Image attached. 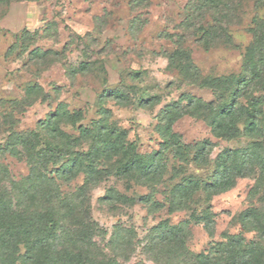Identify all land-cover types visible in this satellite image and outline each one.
<instances>
[{"label": "rangeland", "instance_id": "rangeland-1", "mask_svg": "<svg viewBox=\"0 0 264 264\" xmlns=\"http://www.w3.org/2000/svg\"><path fill=\"white\" fill-rule=\"evenodd\" d=\"M193 1L18 0L1 6L0 147L9 129L35 131L59 102L65 103L70 111H82L83 119L77 126L89 127L100 117L98 103L102 102L109 112V124L126 132L127 141L134 144L138 154L149 157L158 151L162 142L157 117L160 111L178 101L183 106L187 98L217 104L221 91L202 86V80L241 75L253 20L264 19V7L256 8L252 0H236L224 21L219 14L225 16V3L218 6L217 12L203 9L199 13L203 18L200 24L210 22L216 30L210 35L213 41L204 44L195 41L192 28L185 27L188 4ZM200 19L194 20L193 26L197 27ZM220 27L226 28L229 41L221 37ZM25 31L38 33L29 44V51L37 47L58 54L50 55L48 62L38 67L28 62L27 52L22 54L20 47L7 56L8 48L20 44L17 39ZM164 33H169L173 40L185 39L184 49L190 52L198 76H193L187 67L181 71L170 65L167 56L174 50L175 42L164 37ZM82 61L88 68L83 75L69 80L66 67ZM29 82L39 84L50 98L43 100L38 96L22 109L11 108L9 101L23 99L22 89ZM56 89H60L58 96L54 94ZM116 89L127 94L124 106L111 97L103 98L105 91ZM253 93L262 100L264 113V84L254 86ZM149 97H154L157 103L153 107L142 106L140 99ZM172 130L185 144L209 140L212 143L209 166L184 165L166 153L163 177L152 187L137 184L116 172L101 180L89 195L91 217L102 231L97 245L122 264H200L198 257L207 254L211 247L239 236L258 264H264V180L258 172L238 179L232 189L211 198L197 192L185 209L170 212L169 208L171 189L183 176L209 181L219 153L245 149L253 139L243 134L241 125L239 137L215 138L203 120L187 114L174 123ZM65 131L78 135L74 128ZM108 168L115 169L112 165ZM29 176L24 159L0 154V183L12 195L20 192V186L30 187ZM50 177L58 185L61 197L73 195L83 178L79 175L62 181L54 174ZM110 188L127 200L102 201ZM145 195L159 205L128 201ZM244 212H250L252 218L242 222ZM208 219L212 222L210 229L205 227ZM165 221L168 227H179L182 242L159 243L157 235Z\"/></svg>", "mask_w": 264, "mask_h": 264}, {"label": "trees", "instance_id": "trees-1", "mask_svg": "<svg viewBox=\"0 0 264 264\" xmlns=\"http://www.w3.org/2000/svg\"><path fill=\"white\" fill-rule=\"evenodd\" d=\"M13 1L18 0H0V7ZM235 1L190 2L189 14L184 23L187 29L192 28L195 41L210 44L213 41L210 35L216 32L212 23L207 22L204 26L200 24L203 18L199 13L207 8L217 12L218 6L225 3V16L219 14V18L224 17L221 19L224 21L228 17L226 13L230 12L229 7ZM252 1L256 8L264 7V0ZM197 18L201 19L195 27L193 23ZM216 21L220 22L218 18ZM253 24L249 30L251 42L246 48L242 74L237 77L202 80V86L221 91L217 104L202 102L199 98H187L183 106L181 101L165 105L157 116L162 138L160 149L149 157L136 152L134 144L127 141L124 130L109 124V112L103 108L102 102L98 103L100 117L89 127L77 126L83 119L82 111H70L65 103L59 102L35 131L18 132L9 129L8 137L0 147V154L7 153L13 158L26 161L30 169L27 186L30 187L18 184L20 192L12 195L0 183V264H122L115 256L104 254L97 245L96 239L102 237V231L91 217L90 191L114 172L135 180L137 184L152 187L163 177L167 166L166 153H171L173 158L184 165L209 166L212 150L209 140L193 145L185 144L172 130L174 123L186 114L203 120L211 135L222 140L239 137L241 125L243 134L253 139V142L245 149H226L219 153L214 159V170L209 181L202 182L190 175L183 176L171 189L170 212L185 209L197 192H202L207 198L227 192L235 186L238 179L248 174L258 172L264 180L263 102L253 93L254 86L264 84V19L256 17ZM220 29L221 37L225 42L229 41L226 28ZM37 34L25 31L17 39L20 44L9 47L6 55H12L20 47L22 54L27 52L29 63L37 67L46 64L50 55L56 56L58 53L43 51L37 47L29 51V44ZM164 37L175 42L174 50L167 56L170 65L181 71L187 67L186 69L193 71V76H198L190 52L184 49L185 39L180 37L173 40L169 33H164ZM87 68V63L82 61L77 65L67 66L65 74L72 81L83 75ZM134 75L137 76L138 73L135 72ZM59 90H55L56 96L59 95ZM22 92L23 99L9 101L11 108L22 109L32 98L38 96L43 100L50 98L36 82H29ZM109 97L120 106L127 104V94L121 90L105 91L103 98ZM140 102L142 106L153 107L157 100L149 97L141 98ZM65 128L76 129L78 135L68 134ZM107 165H112L114 171H110ZM51 174L62 181L82 175V183L73 195L61 197ZM124 200L127 199L118 195L113 188L102 198V201L111 203ZM128 201L153 204V207L159 205L152 201L150 195L128 198ZM250 218V212L241 214L242 222ZM211 225L212 222L208 219L206 229H210ZM161 228L157 235L160 244L169 245L181 241L179 227H168L165 221ZM116 244L119 245L120 242L117 241ZM198 258L200 264H258L239 236L232 237L225 244H216L207 254Z\"/></svg>", "mask_w": 264, "mask_h": 264}]
</instances>
